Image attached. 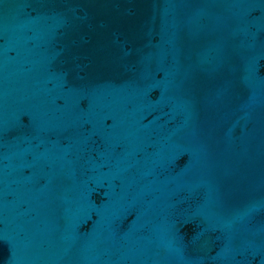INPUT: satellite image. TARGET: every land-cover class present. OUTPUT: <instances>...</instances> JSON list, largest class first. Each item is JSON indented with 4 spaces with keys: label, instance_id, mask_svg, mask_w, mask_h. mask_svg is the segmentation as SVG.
I'll return each instance as SVG.
<instances>
[{
    "label": "water",
    "instance_id": "obj_1",
    "mask_svg": "<svg viewBox=\"0 0 264 264\" xmlns=\"http://www.w3.org/2000/svg\"><path fill=\"white\" fill-rule=\"evenodd\" d=\"M0 264H264V0H0Z\"/></svg>",
    "mask_w": 264,
    "mask_h": 264
}]
</instances>
